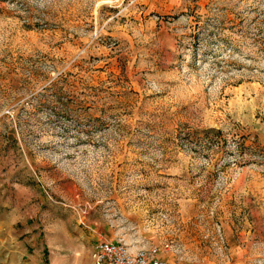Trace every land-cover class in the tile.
<instances>
[{"label":"rangeland","instance_id":"obj_1","mask_svg":"<svg viewBox=\"0 0 264 264\" xmlns=\"http://www.w3.org/2000/svg\"><path fill=\"white\" fill-rule=\"evenodd\" d=\"M264 264V0H0V264Z\"/></svg>","mask_w":264,"mask_h":264},{"label":"built area","instance_id":"obj_2","mask_svg":"<svg viewBox=\"0 0 264 264\" xmlns=\"http://www.w3.org/2000/svg\"><path fill=\"white\" fill-rule=\"evenodd\" d=\"M92 264H173L159 256V248L132 249L120 240L97 239L93 245Z\"/></svg>","mask_w":264,"mask_h":264}]
</instances>
